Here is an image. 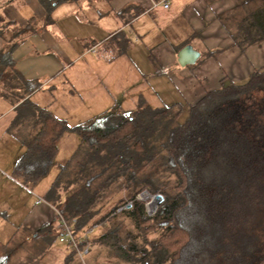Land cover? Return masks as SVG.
<instances>
[{"label": "trees", "instance_id": "obj_1", "mask_svg": "<svg viewBox=\"0 0 264 264\" xmlns=\"http://www.w3.org/2000/svg\"><path fill=\"white\" fill-rule=\"evenodd\" d=\"M66 1L44 0L46 15ZM219 19L240 49L264 41V0H247ZM3 21L0 16V25ZM14 47L0 56L10 57ZM183 111L186 117L179 123ZM36 123L38 130L13 172L24 182L44 176L68 129L63 119L42 108ZM74 131L89 154H109L105 163L117 165L127 191L125 200L95 221L89 222L81 208L71 211L66 219L77 218L75 235L106 221L95 242L131 264H263L264 66L243 82H222L185 109L141 102L132 113L110 111ZM159 171L175 179L160 180ZM144 190L163 196L152 216L136 200ZM121 207L137 234L123 233L115 218ZM150 233L157 235L147 241ZM11 242L0 241V264H8Z\"/></svg>", "mask_w": 264, "mask_h": 264}, {"label": "crops", "instance_id": "obj_2", "mask_svg": "<svg viewBox=\"0 0 264 264\" xmlns=\"http://www.w3.org/2000/svg\"><path fill=\"white\" fill-rule=\"evenodd\" d=\"M246 1L68 0L54 4L50 20H44V0H0V53L15 43L10 57L0 56V112L12 114L0 126V241L12 240L20 230L28 240L51 221L58 237L61 213L50 203V187L41 197L32 191L49 176L62 136L77 135V125L110 111L127 115L152 99L164 106L182 101L187 108L222 82H243L263 67L264 41L240 49L219 19ZM186 45L197 57L182 66L178 53ZM93 46L96 53L89 51ZM107 52L114 55L110 61L101 56ZM61 90L72 101L60 102ZM41 108L68 129L44 176L24 182L13 172L38 130ZM76 108L93 113L69 124Z\"/></svg>", "mask_w": 264, "mask_h": 264}, {"label": "rangeland", "instance_id": "obj_3", "mask_svg": "<svg viewBox=\"0 0 264 264\" xmlns=\"http://www.w3.org/2000/svg\"><path fill=\"white\" fill-rule=\"evenodd\" d=\"M44 20H50V14L46 15ZM75 40V38L70 39L72 47L75 44ZM82 47L83 45H81ZM83 49L84 47L80 51L82 52ZM69 88L67 86L65 89L69 90ZM66 92L61 90L59 94L60 102L67 103L72 101L69 98V93L67 94ZM75 98L77 101V95H75ZM114 98L117 102L119 95H114ZM175 99L177 102L180 101V97L177 95H175ZM44 100L46 99L44 98ZM103 102H106V100H103ZM153 102L155 101L152 99L150 105L152 108L164 107V105H156ZM180 103L183 104L182 101ZM169 104L166 106H169ZM63 106L65 109L71 108V105L66 104ZM182 107L185 109L184 106ZM0 110L3 111V109ZM1 112L0 114H3ZM75 112L76 116L75 114L70 115L73 120H69V124H74L75 119L80 115L82 120L83 113H86V115L93 113L85 111L83 108H80V110L76 108ZM11 116L12 114L9 113L0 115V126ZM185 117L186 112L183 111L177 122H183ZM79 143L78 135L72 132L62 136L58 143L59 150L49 176L42 180L32 192L36 194L35 196L41 197L45 195L47 189L50 187V203L61 215L67 218L71 211L81 208L85 211L82 215L85 217L89 216V220H91L89 222H92L101 218L103 214L125 200L127 194L125 189L126 179L124 175L117 173V165H107L105 163L110 160L107 159L109 157L107 152L100 151L96 156L91 155V153L89 154V147L79 145ZM156 174L158 176L161 175L160 180L173 182L175 179L174 175L166 176L162 171ZM108 177H110L109 180H107ZM125 207H130V203ZM125 207L117 209L115 218L117 221L122 222L124 234L125 232H130L135 235L137 234V229L135 228L134 221L125 213H120ZM109 221L111 219H108V223ZM54 223L55 221H51L49 225L38 230L28 240H26L21 230L18 231L10 245L11 253L8 264H131L120 258L108 246L95 242L105 232L107 224L104 227L97 226L93 229V232L89 235L90 251L81 259L74 251H66V246L59 242ZM156 235V233H150L147 241L154 239ZM138 240L141 242L142 238L139 237Z\"/></svg>", "mask_w": 264, "mask_h": 264}, {"label": "built area", "instance_id": "obj_4", "mask_svg": "<svg viewBox=\"0 0 264 264\" xmlns=\"http://www.w3.org/2000/svg\"><path fill=\"white\" fill-rule=\"evenodd\" d=\"M163 6L167 7L168 4L166 1L163 2ZM89 51L96 53V48L90 47ZM106 61H110L114 58V55L111 52L102 53L101 55ZM156 194H151L148 191L144 190L136 195V200L142 201L144 203V209L148 216L155 214L157 207L160 203V199L156 198ZM77 223V219L73 218L72 221H68L63 215L58 214L57 228L59 231L58 240L60 243L64 244L67 248L72 249L79 256L83 258L90 251V239L89 235L93 232V229L97 226H102L106 224V221H103L99 224H94L88 226L86 229L81 231L78 235L74 233V225Z\"/></svg>", "mask_w": 264, "mask_h": 264}, {"label": "water", "instance_id": "obj_5", "mask_svg": "<svg viewBox=\"0 0 264 264\" xmlns=\"http://www.w3.org/2000/svg\"><path fill=\"white\" fill-rule=\"evenodd\" d=\"M196 57L197 53L193 51L190 45H186L178 53V62L182 66L193 64L196 60ZM155 196L156 198L160 199V202L163 200V196L160 193L156 194Z\"/></svg>", "mask_w": 264, "mask_h": 264}]
</instances>
